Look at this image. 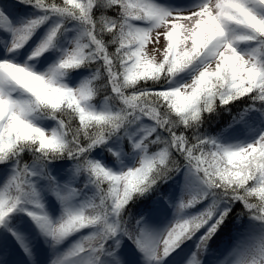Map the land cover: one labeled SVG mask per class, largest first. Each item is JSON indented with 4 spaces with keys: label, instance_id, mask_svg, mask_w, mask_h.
I'll list each match as a JSON object with an SVG mask.
<instances>
[{
    "label": "snow or ice",
    "instance_id": "obj_1",
    "mask_svg": "<svg viewBox=\"0 0 264 264\" xmlns=\"http://www.w3.org/2000/svg\"><path fill=\"white\" fill-rule=\"evenodd\" d=\"M0 264H264V0H0Z\"/></svg>",
    "mask_w": 264,
    "mask_h": 264
},
{
    "label": "trees",
    "instance_id": "obj_2",
    "mask_svg": "<svg viewBox=\"0 0 264 264\" xmlns=\"http://www.w3.org/2000/svg\"><path fill=\"white\" fill-rule=\"evenodd\" d=\"M158 59H159V57H158ZM247 102H248L247 97H245L242 103H247ZM242 103L241 104H237V107L242 106ZM233 111H235V108L233 109ZM213 119H214V117H213ZM228 119H229L228 116H223L222 119H221V123L226 122ZM205 120L206 121L208 120V117L207 116L205 117Z\"/></svg>",
    "mask_w": 264,
    "mask_h": 264
}]
</instances>
